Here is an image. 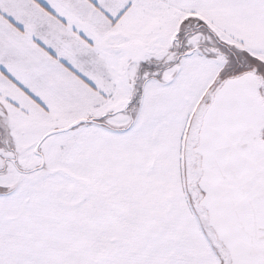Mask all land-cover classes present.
I'll use <instances>...</instances> for the list:
<instances>
[{"label": "snow or ice", "instance_id": "6c2138e0", "mask_svg": "<svg viewBox=\"0 0 264 264\" xmlns=\"http://www.w3.org/2000/svg\"><path fill=\"white\" fill-rule=\"evenodd\" d=\"M0 264H264V0H0Z\"/></svg>", "mask_w": 264, "mask_h": 264}]
</instances>
